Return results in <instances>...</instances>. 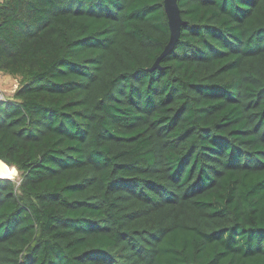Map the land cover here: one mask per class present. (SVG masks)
I'll use <instances>...</instances> for the list:
<instances>
[{
    "label": "trees",
    "instance_id": "trees-1",
    "mask_svg": "<svg viewBox=\"0 0 264 264\" xmlns=\"http://www.w3.org/2000/svg\"><path fill=\"white\" fill-rule=\"evenodd\" d=\"M1 0L0 264H264V0Z\"/></svg>",
    "mask_w": 264,
    "mask_h": 264
},
{
    "label": "water",
    "instance_id": "water-1",
    "mask_svg": "<svg viewBox=\"0 0 264 264\" xmlns=\"http://www.w3.org/2000/svg\"><path fill=\"white\" fill-rule=\"evenodd\" d=\"M164 8L168 19L170 36L168 43L166 44L163 51L160 53V55L155 60L153 66L151 67L152 69L159 67L160 59L166 54H168L174 48V45L176 44L180 36L181 26L184 23V20L182 19L180 14V9L177 0H164ZM4 163L5 162L2 159H0V177L12 178V176L8 174H13V173L8 168H6Z\"/></svg>",
    "mask_w": 264,
    "mask_h": 264
},
{
    "label": "rangeland",
    "instance_id": "rangeland-1",
    "mask_svg": "<svg viewBox=\"0 0 264 264\" xmlns=\"http://www.w3.org/2000/svg\"><path fill=\"white\" fill-rule=\"evenodd\" d=\"M18 84V78L0 71V94L4 97H10L13 93V91L15 90V88L17 87L16 85ZM1 98V97H0ZM12 168L15 169L14 175L12 176V178L16 181H19V172L17 170V168L15 166H10Z\"/></svg>",
    "mask_w": 264,
    "mask_h": 264
},
{
    "label": "bare ground",
    "instance_id": "bare-ground-1",
    "mask_svg": "<svg viewBox=\"0 0 264 264\" xmlns=\"http://www.w3.org/2000/svg\"><path fill=\"white\" fill-rule=\"evenodd\" d=\"M3 163V162H2ZM4 165L6 166V168H8L13 174H8V173H5V174H8V175H10V176H13L14 175V172H15V169L14 168H12V167H9V166H7V164H5L4 163Z\"/></svg>",
    "mask_w": 264,
    "mask_h": 264
},
{
    "label": "built area",
    "instance_id": "built-area-1",
    "mask_svg": "<svg viewBox=\"0 0 264 264\" xmlns=\"http://www.w3.org/2000/svg\"><path fill=\"white\" fill-rule=\"evenodd\" d=\"M1 1V0H0ZM0 97L2 98L3 96L0 94Z\"/></svg>",
    "mask_w": 264,
    "mask_h": 264
},
{
    "label": "clouds",
    "instance_id": "clouds-1",
    "mask_svg": "<svg viewBox=\"0 0 264 264\" xmlns=\"http://www.w3.org/2000/svg\"><path fill=\"white\" fill-rule=\"evenodd\" d=\"M16 86L18 87L19 85L17 84Z\"/></svg>",
    "mask_w": 264,
    "mask_h": 264
}]
</instances>
